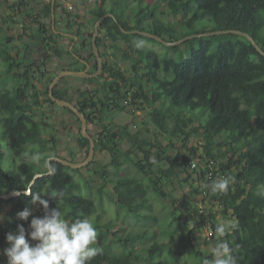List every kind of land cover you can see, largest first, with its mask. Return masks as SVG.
I'll list each match as a JSON object with an SVG mask.
<instances>
[{
	"label": "trees",
	"instance_id": "obj_1",
	"mask_svg": "<svg viewBox=\"0 0 264 264\" xmlns=\"http://www.w3.org/2000/svg\"><path fill=\"white\" fill-rule=\"evenodd\" d=\"M32 1L7 0L11 11L0 20V68L5 65L7 69L6 78L0 69V128L12 155L11 167L5 170V152L0 144V194L22 191L19 196L0 199V207L12 205L8 211L11 222L7 219L0 224V264H7L8 259L5 250L10 242L6 233L16 234L18 224L24 225L26 233L32 231V215L22 221L16 213L26 207L32 209V195L37 193L49 201V211L60 210L62 218L69 221L87 218L97 228L94 247L101 248L102 253L85 264H170L161 258L156 260L155 253L164 252L166 243L137 245L136 241L148 232L141 229L128 233L124 224L128 216L119 223L112 219L102 221L100 213L90 219L96 211V201L88 178H77L79 168L55 160L48 163L49 157L59 155L56 129L49 121L50 114L42 111L46 103L56 105L49 96V84L56 74L47 78L43 89L36 85L47 71L45 59L50 52L57 56L66 53L73 60V65L68 66L78 64L77 69L81 70L86 65L79 56L92 64V71L97 68V61L91 47L93 31L86 36L82 28L87 25L80 21L77 12L61 6L59 0H49L40 8ZM135 3L131 24L125 7L134 9ZM22 6L25 10H21ZM59 6L66 14L68 28H74L75 36L82 38L79 48L64 50L57 45L56 27L51 28L50 24L52 18L57 21ZM88 13L92 28L99 17L112 13L100 25L98 46L109 47L114 56L123 51V59L130 63L127 73L107 60L105 50H100L104 60L102 73L84 79L96 82L97 87L75 89L76 100L69 97L70 88L62 85L66 78L54 88L56 97L73 102L86 114L88 125L101 127L92 134L95 152H107L110 161L96 170L102 179L97 192L102 193L111 183L110 195L117 206L153 223L158 222V217L152 210L149 193H156L158 198L169 199L170 224L178 223L168 232L171 239L178 231L176 227H180L185 230L186 244L192 246L195 231L207 229L211 234L205 236L206 244L216 248L227 243L233 264H264V55L243 35L205 34L238 29L250 34L264 50V0H95ZM46 18L51 21L46 22ZM6 23L11 27L20 25L21 32L13 33ZM122 29L148 31L171 42L192 37L167 46L155 38ZM25 37L38 39V59L29 55ZM15 39L23 41L27 48L18 46ZM141 41V47H136ZM147 42H158L165 50L160 54ZM8 81L12 82L10 87ZM145 104L150 107L151 121L159 128L157 133L165 141L157 134L146 135L141 129L132 130L129 124L117 125L109 120L111 112L133 113L144 109ZM202 115L207 116L204 122ZM193 135L203 138L201 154L196 153L197 147L188 148V153L183 151ZM175 138L182 141L181 147ZM77 140L88 152L89 139L80 130ZM36 153L39 163L31 159ZM193 157L197 159L196 167L190 169ZM47 165L56 169L55 174L41 175L29 186L34 175L45 172ZM132 168L133 173H125ZM223 178L229 179L228 191L213 193V183ZM176 182L187 185L180 199L166 189ZM29 187L31 195H24V189ZM195 195H200L201 201L195 200ZM217 214L230 222L221 223ZM33 215L41 214L37 210ZM220 226L225 228L223 236L216 232ZM197 248L198 264H211L214 250Z\"/></svg>",
	"mask_w": 264,
	"mask_h": 264
},
{
	"label": "rangeland",
	"instance_id": "obj_2",
	"mask_svg": "<svg viewBox=\"0 0 264 264\" xmlns=\"http://www.w3.org/2000/svg\"><path fill=\"white\" fill-rule=\"evenodd\" d=\"M95 0H65L63 4L70 8L72 12H80V21L83 22L85 25L84 29L86 36H88L89 32L93 31L92 24L88 21L90 18V14L88 13L89 6L93 4ZM10 3V0H9ZM9 3L7 0H0V20L3 18V16L9 11ZM131 3V2H130ZM76 6V7H75ZM136 3L133 8H128L125 7L127 13L130 15V23H134V10L136 8ZM172 17V16H171ZM170 17V18H171ZM7 28H12L13 33H19L21 32L20 30V25H12L9 23H6ZM59 26L62 27V22L59 23ZM65 28H63L64 30ZM28 34L31 33L30 30L27 31ZM5 35V34H4ZM100 35V33H99ZM102 35V34H101ZM3 36V35H1ZM25 41H29V49H35L36 51H33L30 56L33 57L34 59H38L41 52H38L39 49H41L40 43L38 39L30 40L28 37L23 38ZM57 40V45H59L62 49H70V46L73 47L74 43H78V39L76 42L69 40L68 38H63L62 36H56ZM18 46H22L24 48H27L26 45L24 44L23 41H19L18 39L13 40ZM4 43L9 45L8 41L5 39ZM122 43V41H120ZM147 45L155 48L158 53L161 54L165 50L164 46L159 44L158 42H147ZM126 47L127 45H123ZM101 51H106L107 53V60L108 61H113L115 62L121 70L129 72V66L130 63L129 61H125L123 59L122 53L123 51L112 55V49L109 47L107 48H101ZM44 53V52H43ZM42 53V54H43ZM50 57L48 60V70L49 73L47 76H52L54 74H57L61 67H64L63 65H69L70 63L69 58L67 57V54L64 53V56H57L54 54V52H50ZM73 65V64H71ZM78 65V64H76ZM2 71V76L6 78L7 76V69L6 66L3 65L0 68ZM6 76V77H5ZM46 78V79H45ZM44 79L42 78L41 81L38 80L36 82L37 87H40V89H43L45 85L47 84V77ZM66 80L62 82L63 86H68L70 88V96L74 100L77 99V92L75 89L81 88L85 89L88 87L94 88L97 87L98 84L96 82H86L84 79L87 78H80L76 76H66ZM11 81V80H10ZM8 81L7 82V87H10L12 85V82ZM144 109L137 110L135 109L133 113L127 112V111H114L111 112V117L110 121L113 123H116L117 125H124V124H129L132 130H137L141 129L146 135H151L154 133L155 135L157 134V137L161 141H165L164 138L157 133L159 128L154 126L153 122L151 121L149 115H148V110L150 107H148L146 104L144 105ZM129 108V107H128ZM128 110L131 111V108ZM42 111H47V113L50 114L49 121L53 123L55 129H56V138H57V154L62 157H66L69 160L72 161H82L84 160L87 155V149H82L79 146L78 143V133L80 129V123L77 120V118L67 112L63 107L59 105H50L46 103L44 105V108L42 107ZM200 111L197 110L196 114L199 115ZM207 116L202 115L201 118L203 119L202 121L204 122ZM108 120V122H109ZM206 121V120H205ZM170 125H173V121L169 120ZM194 125V124H193ZM192 124L190 126H193ZM87 130L89 134H96L97 131L101 130L100 126L89 124L87 126ZM153 137L155 139L156 137ZM174 142L178 146H182V141L175 138ZM203 143V138L199 135H193L187 142V147L183 148V151H186V153L189 152L188 148L191 147H197V154L202 153V147L200 144ZM0 144L2 147V150L5 152V158L2 163V166L5 170H7L9 167H11V160H12V155L9 153L8 148L6 147V140L5 136L3 134L2 128H0ZM193 160L196 161L197 159L193 157ZM94 161V162H93ZM110 158L109 154L105 151H97L94 153L91 161L84 167L79 168V172L76 173L75 175L79 180L82 181V177L88 178V181L90 182L92 191H91V196L92 198L95 199L96 201V211L90 216V219H95L97 217V213L102 215L101 220L102 221H107V220H114L117 223L125 219L124 224L127 225L126 231L128 233H133L135 231L145 229L147 230V235L142 237L141 239H138L137 245L140 247H149L150 245L154 243H166L167 246L164 249V252L161 254L158 253V251L155 253L156 254V260L161 258L163 260L168 261L170 264H198L199 258L195 254V250H197V247H200V250L203 251H208L211 252L215 248L211 246L210 243L206 244L205 241V236H209L211 234L210 230L204 229V230H196L195 231V237L193 239V245L186 244V238H185V230L176 227L178 231L175 234L174 239H171L168 237L169 231H173L175 228L174 226L178 225V223L173 222L170 224L171 220V206L169 204V199H161L158 198L156 193H153L150 191L149 193V198L150 201L152 202V210L153 212L157 215L158 217V222L153 223V222H148L144 221L142 219H139L135 213L133 212H128L125 209H122L121 207L117 206L110 195V190L112 189V184L109 183L106 187V190H104L102 193L97 192V188H99L102 184V179L99 177V175L96 173V170L99 169L100 165H104L109 163ZM93 162V163H92ZM92 163V164H91ZM111 170L110 168H108ZM112 171V170H111ZM133 168L125 171L126 174L133 173ZM175 182V181H174ZM84 183V182H83ZM85 184V183H84ZM194 185H197V182H194ZM169 188V189H168ZM168 189V192H171V195H174L173 197H176L177 199H180L184 194L185 191L187 190V185H180L178 182H176L173 186L169 185V187H166ZM83 194H86V190H82ZM200 195H195L193 198L195 200L201 201ZM102 198V200H101ZM202 203V202H201ZM204 203H207L205 201ZM214 206V205H213ZM12 205L10 203H6L0 207V215H4L6 221L8 219V211L11 209ZM216 210H218V205L215 204L214 207ZM33 212H36L37 210L40 211V217L42 218L44 216V210L42 206H40L38 203L34 204L33 206ZM126 213V214H125ZM217 219L221 223H229L230 220L223 218L221 214H217ZM3 221V222H4ZM3 222H0L3 223ZM134 229V231L129 232V230ZM33 230V229H32ZM30 239V238H29ZM32 244L38 243V241H31ZM139 249L138 251H140ZM213 252V251H212ZM215 253V251H214ZM143 257V256H142ZM216 254L215 258L213 259L211 264H214V261L216 259Z\"/></svg>",
	"mask_w": 264,
	"mask_h": 264
},
{
	"label": "clouds",
	"instance_id": "obj_3",
	"mask_svg": "<svg viewBox=\"0 0 264 264\" xmlns=\"http://www.w3.org/2000/svg\"><path fill=\"white\" fill-rule=\"evenodd\" d=\"M142 43L138 42L136 47H141ZM31 159L39 163L40 156L38 153L32 154ZM55 172L54 167L47 165L46 171L41 175H54ZM228 185L227 178L217 180L213 183L211 191L226 193ZM23 194L31 195V188L24 189ZM13 195L19 196L21 193L14 192ZM32 203L42 206L45 214L43 218L34 216L33 209L27 207L16 213L22 221H27L32 215L30 227L33 230L26 233L24 225L18 224L16 234L6 233V240L10 242V247L5 250L7 264H85L102 253L101 248L94 247L97 243L98 230L90 220L85 218L69 221L62 218L60 210L49 211V201L42 198L39 193L32 195ZM4 219L5 216L0 215V222ZM8 219L11 222V218ZM235 226L233 224V227ZM216 232L223 236L225 228L217 227ZM30 240L38 243L32 244ZM214 251L217 257L214 264H233L232 258L228 255L227 243L219 244Z\"/></svg>",
	"mask_w": 264,
	"mask_h": 264
},
{
	"label": "water",
	"instance_id": "obj_4",
	"mask_svg": "<svg viewBox=\"0 0 264 264\" xmlns=\"http://www.w3.org/2000/svg\"><path fill=\"white\" fill-rule=\"evenodd\" d=\"M15 1H17V0H13V2H15ZM107 16H113V15H112V13L104 14L103 16L99 17L95 21L94 26H93V33H92V37H91V47H92L93 53L95 55V59L97 61L96 71L90 72L88 63H86L87 67L85 69H82V70L64 69V70L60 71L57 75H55L49 84V96H50V98L57 105L71 110L80 119V132L84 137L89 139L88 155L82 161H71L68 158H64L61 156H51V157H54V159H49L50 158L49 157L47 159L48 163L50 160H55V161L61 162L64 165L70 166L72 168H81V167L86 166L91 161V159L95 153V141H94V138L92 137V135L89 134V132L87 130L88 121H87L86 114L84 112H81L79 110V108L74 103L70 102L69 100L56 97L53 92H54V88L60 82V80L66 76H76V77H80V78H93V77H98L102 73V71L104 69V60L101 56V51H100V48L98 46V36H99V32H100V25H101L102 21L104 20V18ZM122 30L126 33H140V34H143L145 36L155 38L156 40L162 42L163 44H165L167 46L180 44L181 42L192 37V36H187L183 39H179L177 41L171 42V41H166L161 36H159L155 33L148 32V31H142V30H137V29H133V30L122 29ZM222 32H231V33L240 34V35L245 36L256 47V49L264 55V50L257 44L255 39L250 34H248L247 32H243V31L238 30V29H231V30H225V31L210 32V33H205V34L222 33ZM39 176H41V173H36L34 175L32 181L30 182L29 186H31L34 183L35 179ZM14 192H20L21 193L22 191L12 190L8 193L0 194V199L1 198L2 199H10L12 197H15V195H13Z\"/></svg>",
	"mask_w": 264,
	"mask_h": 264
},
{
	"label": "flooded vegetation",
	"instance_id": "obj_5",
	"mask_svg": "<svg viewBox=\"0 0 264 264\" xmlns=\"http://www.w3.org/2000/svg\"><path fill=\"white\" fill-rule=\"evenodd\" d=\"M53 1H54V0H53ZM47 2H48V0H38V1H36V2H33V1H32V5H35V3H36L37 7L40 8L39 6H43V5H44L45 3H47ZM57 9H58V8H57ZM21 10H25L24 6L21 7ZM61 13H62V14H61L62 16H65V17H63V19H64V20H63V25H64L63 27H64L65 29L68 30V29H69V28H68V25H67L68 20H67V18H66V14L64 13L63 8L61 9ZM45 20H46V22H50V21H51L49 18H46ZM57 23H58V21H55V20H53V18H52V21H51L50 26H51V28H55V27H56V30L58 31ZM63 33H66V32L63 31ZM64 35H65V34H63V35H61V36H62V37H65ZM59 36H60V35H59ZM81 40H82V38L79 37V38H78V44H76V47H77V48H79L80 43H81V42H80ZM35 49H37V48L30 49L29 55H30L33 51H36ZM76 55H77V54H76ZM77 56H78V55H77ZM48 57H50V56H48ZM48 57H46V59H45L46 62H47V66H46V68H47L46 70H47V71L45 72V74H44L43 76L40 75L41 79H42V78L44 79L45 77H47V78L49 77V76H47V74L49 73V70H48V60H49V58H48ZM32 58H33V57H32ZM78 58H80V59H81V62L84 63L85 65H86V63L89 64V71H90V72H94V71H96L97 68H96L94 71L91 70V65H92V64H91L89 61H87L86 59H84V58H82V57H79V56H78ZM33 59H34V58H33ZM43 59H44V58H43ZM84 61H85V62H84ZM77 66H78V65H74V66H68V65H66V67L63 68V69L78 70V69H77ZM86 67H87V65L85 66V68H86ZM85 68H83V69H85ZM63 69H61V71H62ZM81 70H82V69H81ZM57 74H58V73H57ZM57 74H56V75H57ZM64 78H65V77H64ZM64 78H62V79H64ZM45 79H46V78H45ZM62 79H61V80H62ZM61 80H60V82H61ZM58 84H59V83H58ZM58 84H57V85H58ZM57 85H56V86H57ZM72 103H73V102H72ZM79 110H80V109H79ZM74 115H75V114H74ZM87 121H88V120H87ZM79 130H80V129H79Z\"/></svg>",
	"mask_w": 264,
	"mask_h": 264
},
{
	"label": "crops",
	"instance_id": "obj_6",
	"mask_svg": "<svg viewBox=\"0 0 264 264\" xmlns=\"http://www.w3.org/2000/svg\"><path fill=\"white\" fill-rule=\"evenodd\" d=\"M35 1H38V0H33V2H35ZM65 0H59V3L61 4V6H62V4H63V2H64ZM53 3H54V1H53ZM64 5V4H63ZM61 6H59L58 7V9H56V19H57V21H58V23H57V28H58V31L56 30V34H57V36H61V35H63V34H65L64 36L65 37H63V38H68L69 40H71V41H74V42H76V40L78 39V37L77 36H75V29L74 28H69L68 30L67 29H64L63 30V17H65V16H62L61 14V9H62V7ZM65 6V5H64ZM66 7V6H65ZM76 7V6H75ZM9 11L7 12V13H10V11H11V9H8ZM54 12V11H53ZM75 12H77V11H75ZM79 15H81L80 14V12H77ZM80 18H82L81 16H80ZM62 22V27H60L59 26V23H61ZM63 31H65L66 33H63ZM72 36H74V37H72ZM76 44H78L77 42L76 43H74L73 44V47H71L70 46V49H73L75 46H76ZM67 57L69 58V63L71 64L72 62H73V60H72V56H68L67 55ZM64 67H61V68H59L60 69V71H61V69L62 68H65L66 66L65 65H63ZM64 70V69H63ZM59 71V72H60ZM58 72V73H59ZM50 76V75H49Z\"/></svg>",
	"mask_w": 264,
	"mask_h": 264
},
{
	"label": "built area",
	"instance_id": "obj_7",
	"mask_svg": "<svg viewBox=\"0 0 264 264\" xmlns=\"http://www.w3.org/2000/svg\"><path fill=\"white\" fill-rule=\"evenodd\" d=\"M49 1V0H48ZM70 9V8H69ZM190 165H189V167H190V169H193V168H195L196 167V162L193 160V161H190V163H189Z\"/></svg>",
	"mask_w": 264,
	"mask_h": 264
}]
</instances>
